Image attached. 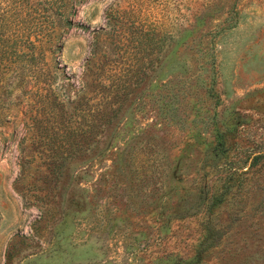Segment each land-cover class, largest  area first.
<instances>
[{
  "label": "rangeland",
  "instance_id": "374dc122",
  "mask_svg": "<svg viewBox=\"0 0 264 264\" xmlns=\"http://www.w3.org/2000/svg\"><path fill=\"white\" fill-rule=\"evenodd\" d=\"M0 264H264V0H0Z\"/></svg>",
  "mask_w": 264,
  "mask_h": 264
}]
</instances>
